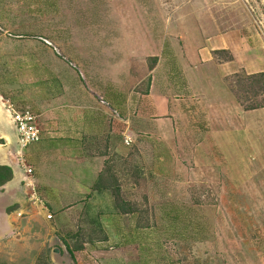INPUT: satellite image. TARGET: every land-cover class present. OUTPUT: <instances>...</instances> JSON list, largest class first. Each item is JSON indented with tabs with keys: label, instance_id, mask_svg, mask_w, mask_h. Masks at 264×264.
Masks as SVG:
<instances>
[{
	"label": "rangeland",
	"instance_id": "obj_1",
	"mask_svg": "<svg viewBox=\"0 0 264 264\" xmlns=\"http://www.w3.org/2000/svg\"><path fill=\"white\" fill-rule=\"evenodd\" d=\"M212 22L237 29L240 46V70L221 81L216 100L244 112L258 106L254 121L264 122V82L239 81L264 73V0H0L1 115L10 119V103L40 116L49 141L23 153L33 177L40 156L56 149L63 166L81 165L82 186L68 222L49 237L31 227L30 250L12 228L0 264H264V172L238 187L220 173H168L155 164L165 155L149 128L152 85L192 96L170 61L182 45L179 26ZM192 142L175 149L178 166H188ZM0 146L14 149L1 137Z\"/></svg>",
	"mask_w": 264,
	"mask_h": 264
},
{
	"label": "crops",
	"instance_id": "obj_2",
	"mask_svg": "<svg viewBox=\"0 0 264 264\" xmlns=\"http://www.w3.org/2000/svg\"><path fill=\"white\" fill-rule=\"evenodd\" d=\"M179 27L182 45L177 46L179 51L173 44L174 51L177 49L176 52H179L176 53L177 60L170 61L182 67L188 86L194 95L186 94L176 98L165 92L158 93V84L152 85L151 96L155 100L150 109L149 128L154 142H160L165 155L164 158L157 157L155 164L165 166L169 169L168 173H200L198 176L202 173H220L227 181L238 186L245 179L264 172V122L254 121L255 114L259 111H239L238 107L232 104L219 103L220 98L216 100V96H220L218 91H220L221 81L240 70L236 65L239 63L240 48L236 42L238 30L231 28L226 32L218 31L213 22L209 28L207 26L203 29L195 26L192 28L185 23L184 26ZM250 50L253 58L255 51ZM220 52H228L232 59L220 62L217 58ZM152 58L157 64L156 67L160 68L163 60L158 58L161 57ZM158 60L159 63H157ZM202 94L205 96L204 99L201 98ZM195 96L197 98H194ZM192 106L197 107L198 116L193 115ZM222 109H230L231 112L223 115ZM213 110L216 111L213 112ZM201 114L202 117H199ZM211 114L215 116L214 119L210 118ZM117 116L121 118L119 113ZM126 122L129 124L130 121L126 119ZM166 124L167 127L164 126ZM13 127L11 118L6 119L3 114L0 115V137L10 145L12 144L15 149L0 146V167L11 168L14 173L13 179L0 187V246L4 241L8 243L13 241L9 236L14 234L15 228L19 237L23 239V243L28 242L27 245H23L25 249L32 243L29 239L32 237L34 227L42 226V233L49 237L54 230H57L56 228L60 227V221L68 222L73 217L69 212L75 210L80 199L76 190L81 185L79 180H76L75 173H81L78 172L80 171L78 167L81 165L78 161L72 160V164L63 166L67 161L66 157L60 156V153L54 149L50 159L44 157V153L40 156L42 157L40 162L43 165L39 173L28 178L26 172L23 173L22 169H17L12 163L19 150L18 135ZM40 129L41 140L36 146L49 141L41 127ZM191 132L196 137L200 136L199 139H193L190 136ZM189 141H193L192 144L189 143L193 145L190 151L192 158L188 162L191 168L185 164L178 166L175 149ZM47 173L49 175L54 173L52 175L54 178L50 180L45 176ZM27 180L32 183L31 190L25 187ZM31 192L36 194L38 201L31 199ZM65 206L67 210L63 211ZM49 216H52V219H48ZM11 218L16 221L15 226ZM31 247L27 248L30 250Z\"/></svg>",
	"mask_w": 264,
	"mask_h": 264
},
{
	"label": "built area",
	"instance_id": "obj_3",
	"mask_svg": "<svg viewBox=\"0 0 264 264\" xmlns=\"http://www.w3.org/2000/svg\"><path fill=\"white\" fill-rule=\"evenodd\" d=\"M7 113L9 114L18 135L19 150L12 163L17 169H23L29 178L33 174V170L26 165L23 153L29 146L37 144L41 140V129L38 124V117L29 110H17L14 105L10 103ZM125 144L127 146L133 144L132 135L125 136ZM25 187L31 190L33 186L32 183L27 180L25 181ZM31 199L38 201L36 194H32V192ZM48 219H52V216H49Z\"/></svg>",
	"mask_w": 264,
	"mask_h": 264
},
{
	"label": "trees",
	"instance_id": "obj_4",
	"mask_svg": "<svg viewBox=\"0 0 264 264\" xmlns=\"http://www.w3.org/2000/svg\"><path fill=\"white\" fill-rule=\"evenodd\" d=\"M249 81L251 82V85H259L264 82V73H259V74H254V75H249L247 76L246 79L240 78L239 81ZM262 88H264V84H262ZM254 88V87H253ZM260 107L258 106H250L247 108L248 111H253L256 110ZM13 179V172L11 168L8 167H0V187L5 185L7 182Z\"/></svg>",
	"mask_w": 264,
	"mask_h": 264
},
{
	"label": "bare ground",
	"instance_id": "obj_5",
	"mask_svg": "<svg viewBox=\"0 0 264 264\" xmlns=\"http://www.w3.org/2000/svg\"><path fill=\"white\" fill-rule=\"evenodd\" d=\"M1 115V114H0ZM2 116V115H1ZM3 125H5V123L3 122ZM6 126V125H5ZM7 138H9L8 136H7Z\"/></svg>",
	"mask_w": 264,
	"mask_h": 264
},
{
	"label": "water",
	"instance_id": "obj_6",
	"mask_svg": "<svg viewBox=\"0 0 264 264\" xmlns=\"http://www.w3.org/2000/svg\"><path fill=\"white\" fill-rule=\"evenodd\" d=\"M1 165L9 166V165H6V164H1Z\"/></svg>",
	"mask_w": 264,
	"mask_h": 264
}]
</instances>
